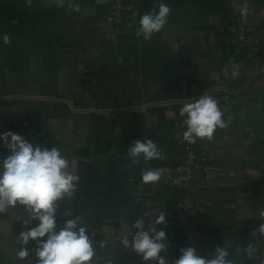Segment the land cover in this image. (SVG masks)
Returning <instances> with one entry per match:
<instances>
[{"label":"crops","instance_id":"crops-1","mask_svg":"<svg viewBox=\"0 0 264 264\" xmlns=\"http://www.w3.org/2000/svg\"><path fill=\"white\" fill-rule=\"evenodd\" d=\"M130 1L128 20L115 25L107 21L112 0H0V133L25 122L38 145L66 155L80 179L59 202L57 220L79 216L88 226L93 262L141 264L116 240L138 215L128 181L143 159L133 165L129 145L171 132L186 103L227 99L225 126L194 144L216 168L191 177L190 198L208 206L191 222L202 250L226 247L229 258L242 257L236 264H248L253 251L264 255V68L232 77L238 44L230 31L247 16L234 12L233 0ZM160 3L170 8L166 25L149 40L137 38L140 17ZM260 6L257 56L264 67V0ZM7 155L0 142V158ZM165 190L178 197L177 189ZM26 215L21 206L0 213V264H36L34 254L16 255ZM179 240L178 256L186 247L181 231Z\"/></svg>","mask_w":264,"mask_h":264},{"label":"clouds","instance_id":"clouds-1","mask_svg":"<svg viewBox=\"0 0 264 264\" xmlns=\"http://www.w3.org/2000/svg\"><path fill=\"white\" fill-rule=\"evenodd\" d=\"M169 14L170 8L160 3L158 10L142 15L137 38L151 39L164 28ZM2 39L4 43L9 42L7 35ZM228 72L226 68L224 75ZM238 72L237 66H231L233 77ZM179 115L185 117L187 128L183 140L189 144H195L198 139H211L218 128L225 126L217 101L207 95L184 104ZM0 142L8 152L6 157L0 158V213L16 206L23 207L27 213L21 221L24 230L16 237L20 245L17 257L23 260L34 254L36 264H93L96 250L88 226L81 223L79 216L64 220L62 225L57 220L59 202L72 197L80 179L72 171L66 155L58 147L34 145L11 131L0 133ZM127 156L135 165L141 159L145 162L160 159L162 154L151 139H145L133 141ZM162 174L160 169L142 172L141 182L156 183ZM64 215L71 216V213ZM166 223V214L162 210L156 214L154 225L146 226L140 217L131 224V239L125 236L121 242L136 254L141 264H168L163 255L169 247L167 234L163 229H157V225ZM259 231L264 233V224L260 225ZM30 244L35 245L31 250ZM179 252L172 264H233L228 259L226 247L217 246L207 257L198 254L192 246L182 247Z\"/></svg>","mask_w":264,"mask_h":264},{"label":"built area","instance_id":"built-area-1","mask_svg":"<svg viewBox=\"0 0 264 264\" xmlns=\"http://www.w3.org/2000/svg\"><path fill=\"white\" fill-rule=\"evenodd\" d=\"M30 2L31 0H26ZM125 0H112L108 12L107 21L115 25H124L126 23V11L130 9L129 5L124 4ZM262 0H233V10L243 12L247 18L238 17L236 23L230 28L234 34V42L237 47L231 51V66L235 65L239 71H261L264 67L261 65L257 56V13L261 7ZM71 3V2H70ZM248 41L249 46H243L242 43ZM233 77V76H232ZM236 77V76H235ZM233 77V78H235ZM221 111L230 107L226 100L217 102ZM184 118L175 117L172 123L171 132L158 140L155 144L161 151L160 159H153L143 163L138 171L132 175L128 181V188L131 193L132 201L138 209L137 218L142 217L146 226L155 224L156 214L164 211L167 223L162 224V229L166 232L169 241L168 250L163 253L168 264H172L173 258L178 257L177 249L180 247L179 231L185 238L186 246L195 247L198 254L209 256L214 252L202 250L203 238L197 233L192 225L191 219L202 216L207 213L208 206L203 201H195L190 198L188 188L191 177L194 173L201 170H211L216 168L210 164L204 153L198 154L194 144H189L183 140V132L187 126L184 124ZM7 124L10 121L6 122ZM16 134L25 137L34 145H38V133L27 128V124L22 122L18 125ZM162 170L161 179L153 184H144L141 182L142 172L148 170ZM175 188L178 191V197H172L165 190V187ZM135 219V220H136ZM180 228V230H179ZM128 236L131 239L130 232L116 236V240L122 243V239ZM248 264H264V255L259 251H253L249 255ZM236 264L237 261L229 258ZM245 262L248 260H244ZM93 264H100L94 261Z\"/></svg>","mask_w":264,"mask_h":264},{"label":"water","instance_id":"water-1","mask_svg":"<svg viewBox=\"0 0 264 264\" xmlns=\"http://www.w3.org/2000/svg\"><path fill=\"white\" fill-rule=\"evenodd\" d=\"M130 3H131L130 0H125V1H124V4H130Z\"/></svg>","mask_w":264,"mask_h":264},{"label":"trees","instance_id":"trees-1","mask_svg":"<svg viewBox=\"0 0 264 264\" xmlns=\"http://www.w3.org/2000/svg\"><path fill=\"white\" fill-rule=\"evenodd\" d=\"M172 199H175V198L172 197ZM179 230H180V228H179ZM176 255L178 256V254H176ZM237 259H242V257H237Z\"/></svg>","mask_w":264,"mask_h":264}]
</instances>
